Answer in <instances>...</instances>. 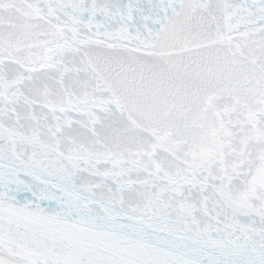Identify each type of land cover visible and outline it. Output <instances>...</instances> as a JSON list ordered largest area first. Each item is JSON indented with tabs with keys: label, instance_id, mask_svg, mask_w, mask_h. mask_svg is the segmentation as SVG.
Segmentation results:
<instances>
[{
	"label": "snow or ice",
	"instance_id": "snow-or-ice-1",
	"mask_svg": "<svg viewBox=\"0 0 264 264\" xmlns=\"http://www.w3.org/2000/svg\"><path fill=\"white\" fill-rule=\"evenodd\" d=\"M0 264H264V0H0Z\"/></svg>",
	"mask_w": 264,
	"mask_h": 264
}]
</instances>
